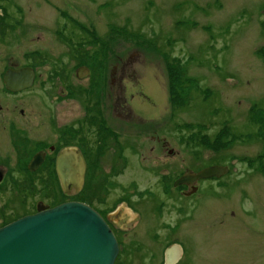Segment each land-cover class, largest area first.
<instances>
[{
	"label": "rangeland",
	"instance_id": "rangeland-1",
	"mask_svg": "<svg viewBox=\"0 0 264 264\" xmlns=\"http://www.w3.org/2000/svg\"><path fill=\"white\" fill-rule=\"evenodd\" d=\"M0 45L38 74L16 101L0 89L1 221L38 200L120 203L114 264H160L174 241L180 264H264V0H0ZM31 105L13 143L8 120ZM63 132L86 159L79 192H62L52 159L30 177L19 164ZM213 163L228 172L174 187Z\"/></svg>",
	"mask_w": 264,
	"mask_h": 264
},
{
	"label": "water",
	"instance_id": "water-1",
	"mask_svg": "<svg viewBox=\"0 0 264 264\" xmlns=\"http://www.w3.org/2000/svg\"><path fill=\"white\" fill-rule=\"evenodd\" d=\"M86 71H84L85 73ZM34 74L24 66L9 69L6 87L18 91L30 87ZM44 152L34 155L30 169L43 161ZM56 173L61 188L79 192L86 165L74 146L63 148L56 159ZM227 166L209 165L197 172L185 170L174 180V186L191 184L200 178L220 176ZM196 190L193 186L192 193ZM182 253L179 244L165 250V264H173ZM118 243L103 217L89 204L69 200L54 206L39 201L34 213L22 215L0 227V264H114Z\"/></svg>",
	"mask_w": 264,
	"mask_h": 264
},
{
	"label": "flooded vegetation",
	"instance_id": "flooded-vegetation-1",
	"mask_svg": "<svg viewBox=\"0 0 264 264\" xmlns=\"http://www.w3.org/2000/svg\"><path fill=\"white\" fill-rule=\"evenodd\" d=\"M1 52H2V48H1V45H0V89L5 94L10 95L12 100H15L16 101V100H18V98H16V96H20V95L25 94V93H28L30 91L31 87L34 85V83L37 80V76H38L37 70L35 69V67L28 66V67L32 68V71H33V74H34L33 82L30 85V87L25 88V89H21V90H18V91L9 90L6 87V80L4 79V76H5L6 72L9 69L18 70V69L24 67V65H18V63H16V62L11 63L8 58H4L5 55H2ZM43 62H45V61H43ZM84 71H86V72L84 73ZM74 74H75V76L77 78H80V79L82 77L84 78V77H86L89 74V68L86 65L82 64V65L78 66L75 69ZM4 100L6 101L7 104H10V105L13 104V102H11V101H8L6 99H4ZM32 106L33 105H31L30 108L33 110V112H28L27 113V112L24 111V108H20L18 115H15L14 116V115L11 114L12 117H19V116L20 117H23V116L25 117L24 119H21V121H20V123L23 125L21 127L18 126V124H20V123H18V121H15L14 119H9L8 120V126H9V129H10V136H11L10 137V141H12L13 143L15 142V140H14L15 138L27 139V137H28L27 136V129H28V127H31L33 125L34 126L36 125L37 122L35 120L37 119L36 118V116H37L36 114L37 113H36V110ZM0 109H1L0 111L3 110L1 103H0ZM16 119H19V118H16ZM2 120L4 121V118ZM78 122H80V119H78ZM25 126L26 127L28 126L27 129H24L23 128ZM68 140H69V138L65 135V132L62 133V139L60 140V142L55 143V145L54 144H51V145H48L47 146V144L46 145L45 144H40L39 146L36 147L35 145H37V143H38L39 140L38 141L37 140H34V141L32 140L30 142L32 144V146L29 147V148H27V146H25V148H26L25 150H28L29 149V151H32L33 153L31 152L32 154L29 156V158L26 160L25 163L23 161H20L19 162V164L22 165L24 169L26 168L25 169L26 170L25 171V175H27L28 177H30L29 174L30 175H33L42 165L45 164V162H47V159H52V161H53V168H54L55 175L57 177V180H58V184L60 186V189L64 193H69V192H65L61 188L60 181H59L58 176H57V173H56L55 165H56L57 156L62 151L63 148L70 147V146H74V147H76V149L81 154V156H82V158H83V160L85 162V165H86V159H85V156L83 155V153L80 151L79 146H77L75 144H70V143L66 142ZM27 144L28 143H25L23 145H27ZM15 149H16V151L20 152L17 147H15ZM39 152H44L43 161L40 163V165L36 169L32 170V169H30L31 160L34 157V155L37 154V153H39ZM6 159H9V158L6 157V156H4V155L3 156H0V167H2L1 169H3L4 167H6V162H7ZM16 162H17V160H16ZM212 165H214V163ZM220 165L227 166L228 167V170H229V166L228 165H225V164H220ZM206 166H209V165H205L203 167H206ZM200 169L201 168H199L198 170H200ZM186 170H191V171H194V172H197L198 171V170H192L190 168H187ZM3 173H4L3 171H0V181H2L5 178V173H4V175H3ZM85 177H86V171H85ZM212 177H216V176H212ZM212 177H208V178H212ZM217 177H220V176H217ZM208 178H200V179H208ZM200 179H197L196 181H193L191 184H186L185 183V184H181V185L174 186V187L180 188L181 194H183V196H190L193 193H195L196 190H198L197 183L200 181ZM84 183H85V178H84ZM84 183L82 185V188L84 186ZM193 186H196V190L194 192L188 194L192 190ZM39 201H41L44 205L49 206L48 204H45L42 200H38L35 203V206H34L35 208L34 209L32 208V211L31 212L24 213V215L30 214V213H34L36 211V205H37V203ZM66 201H69V200H66ZM119 205H121V204L120 203L117 204V205L115 204L114 206H112L107 211H105V209L104 210L103 209H100V208H98V207H96L94 205H90L91 207H93L103 217V219L109 225L110 229L112 230V232H113V234H114V236H115V238L117 240V243H118V254H117L116 258H118V256H120L121 251H122L121 246H120L121 241L119 239V234L117 233V230H116L115 225H114V222H116V221H114V218H116V217L118 218V215H119V213L116 214V211L118 209L122 211V208H123L122 205L121 206H119ZM127 207L132 212H136L138 214V211H136L133 206L127 205ZM139 214H138V216L140 217ZM133 217H135V216H133ZM16 218H18V217H13L12 219H10V220H8L6 222L0 220V227L3 226V225H5V224H7V223H9V222H11V221H13ZM122 220H123L122 218L119 219V221H122ZM124 220L126 222L128 221L127 218H124ZM119 221H117V223ZM137 221H139V218H137ZM175 243L180 245V247L182 248V253H181L180 258L176 262H174L173 264H180V262L185 258V250H184V248L182 247V245L179 242L174 241V242L169 243L165 247H163V249L161 250V257H162V259L160 260V264H165V250H166V248L169 247V246H171L172 244H175ZM116 258H115V260H116ZM114 263H115V261H114Z\"/></svg>",
	"mask_w": 264,
	"mask_h": 264
}]
</instances>
